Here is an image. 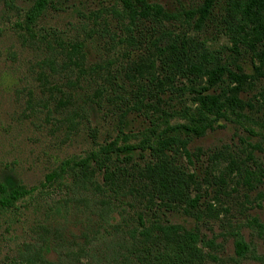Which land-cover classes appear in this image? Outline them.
<instances>
[{"label": "rangeland", "instance_id": "obj_1", "mask_svg": "<svg viewBox=\"0 0 264 264\" xmlns=\"http://www.w3.org/2000/svg\"><path fill=\"white\" fill-rule=\"evenodd\" d=\"M148 1L175 15L164 26L188 37L194 53L203 57L198 64L225 65L242 75L245 112L260 124L222 120L202 138L185 136L187 150L201 149V154L189 165L184 148L177 146L173 154L177 172H167L171 182L165 194L152 188L146 171L116 170L117 181L110 190L116 205L111 224L103 221L92 197L64 206L68 189L60 186L61 181L48 182L62 163L85 157L115 137L123 111L124 130L135 135L134 143L151 125V118L161 117V109H181L172 121H183L186 109L196 111L200 105L194 98L208 85L209 76L172 72L165 77L169 72L159 68L156 73L165 78L164 92L156 82L155 93L149 96L126 77V68L139 53H125L129 47L119 43L126 34L116 28L112 0H54L32 23H26L25 15L34 0H0V183L13 180L28 192L17 208L0 209V264L21 263L26 246L34 257L41 253L55 264H264V66L248 44L233 50L224 25L227 0L212 3L201 24H197L200 12L190 23L191 17L185 21L181 16L205 0ZM106 17L116 33L114 46L107 44L109 35L87 38L93 28L104 29ZM76 39L93 43L87 48L85 70L66 55ZM109 65L113 72L121 71L117 79L126 87L119 89L114 103L104 97L100 112L97 89ZM98 66L103 69L92 72ZM223 79L230 81L225 75ZM225 84L213 91L218 93ZM143 96L152 107L134 104ZM216 151L225 156L214 160ZM137 156L132 162L145 168L148 152ZM185 171L196 175L191 197H200L188 212L167 203ZM139 176L147 188L132 184ZM98 179L102 181V176ZM158 224L178 225L180 230L169 243L153 248L158 235L152 229Z\"/></svg>", "mask_w": 264, "mask_h": 264}, {"label": "trees", "instance_id": "obj_2", "mask_svg": "<svg viewBox=\"0 0 264 264\" xmlns=\"http://www.w3.org/2000/svg\"><path fill=\"white\" fill-rule=\"evenodd\" d=\"M112 1L113 5L110 11L116 20L115 23L117 22L116 28H121L126 34V36L118 38L119 43L129 47L125 53L132 55L131 52L135 50L139 53L134 55L137 59H132L125 71L126 77L133 85L139 86V90L147 91L149 96H153L154 87L158 82L159 87L164 92L165 78L163 81L156 73L159 68L164 72H169L165 77L171 76L172 72H183L182 74L187 73V75L197 73L202 78L209 76V79L208 85L197 90V95L194 98L200 105L196 111L186 109L184 118L181 119L183 121H172L178 116L181 109H174V111L161 109V117L158 120L151 118V125L144 129L143 136L139 138L137 143H134L135 135L124 130L127 113L123 111L120 116L121 128L115 137L100 144L85 157L66 160L59 167V170L54 171L48 177V182L61 181L60 186L68 189L64 206L68 207L73 200L83 201L85 198L92 197L103 221L108 224H111L110 222L113 220L116 206L110 195L111 187L115 186L117 181L116 177L114 178L116 170H120L121 173L146 171L149 174V183H151L152 188L160 193L164 191L163 194H165L169 191L171 182L170 178H167V172H177L173 157L177 146L180 145L184 148L183 157L189 165H193V159L198 158L201 154V149H198L197 152L187 150L185 136L193 135L202 138L222 120L236 122L242 126L249 121L253 125L260 124V121L248 116L245 112L246 103L240 97L244 84L242 75L225 65L217 64L209 68L198 64L201 59L203 60V57L194 53V48L191 46L188 37L175 35L164 26L166 21L176 18L173 13L165 10L160 4L151 3L148 0ZM215 1L205 0L202 6L186 11L181 17H185V21L191 17L188 21L190 23V20L200 12L201 16L197 19V24H201L208 19L212 3ZM53 2L54 0H34L25 15L26 23H32L42 16ZM94 22V25L97 26V19H94ZM224 25L226 34L234 44L233 50L237 51L241 45L248 44L254 50L255 57L259 59L261 66H264V0H227ZM102 26L104 29L100 32L93 28L94 31L87 38L91 40L95 34L99 33L101 37L109 35L111 41L107 44L116 45V33H112V23L108 17L103 19ZM26 30L31 37L34 36L30 26L27 25ZM21 37L23 36L21 35ZM89 39L71 41L66 51V55L72 63L82 64V70L88 68L86 67L87 48H89L90 43L93 44ZM142 49L146 51L143 52ZM102 69L99 66L93 67L92 72L98 73ZM257 69L259 70L258 67ZM119 72L121 74L119 70L113 72L110 65L104 68V74L101 77L102 82L99 83V89H97L99 90L97 95L102 97L96 104L98 111H102L104 104L102 99L104 97L109 103H114L115 95L119 89L125 90V81L118 82L117 74ZM200 72L203 73L200 74ZM224 75L230 81L226 82L223 79ZM45 78L47 79L46 76ZM223 83H226V86L221 87V91L215 93L213 91L215 87L217 85L223 86ZM134 104L136 106L144 105L146 108L147 106L152 107L150 101L146 102L144 96L138 98ZM154 109L157 111L158 107L155 106ZM144 152H148L150 160L145 168H140L138 161L132 162V160L138 158L137 154L141 155ZM224 156L223 151H216L213 154L214 160ZM122 161L126 163L122 165ZM230 163L234 165L236 162L230 160ZM185 172L180 175L179 183L171 191L167 203L175 208L181 207L188 212L189 209L193 210L197 207L200 197L193 199L190 195L196 175L193 172ZM100 175L102 181L98 179ZM143 181L142 176H139L138 179L134 178L132 184L138 186L143 183L141 187L147 188L146 181ZM27 194L28 192L13 180L0 183V209L12 210L17 208L18 204L25 200ZM179 230L178 225H156L152 231L157 232L158 237L153 242V248L169 243L173 237L171 235H178ZM32 252L33 250L26 246V250L21 253L22 261L19 264H55L47 262L41 253L34 257Z\"/></svg>", "mask_w": 264, "mask_h": 264}]
</instances>
